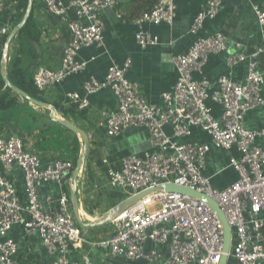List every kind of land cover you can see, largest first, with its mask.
Wrapping results in <instances>:
<instances>
[{"label":"built area","instance_id":"2783aa9c","mask_svg":"<svg viewBox=\"0 0 264 264\" xmlns=\"http://www.w3.org/2000/svg\"><path fill=\"white\" fill-rule=\"evenodd\" d=\"M223 0H206L197 12L189 33L195 38L184 54L172 57L177 71L173 87L161 93V104L148 102L140 94L137 83L126 72L131 65L112 62L103 79L89 76L82 82L83 95L65 94L69 103L85 109L87 96L109 89L116 99L113 113H101L97 126L108 136H118L130 127H144L149 133L151 150L130 152L121 160L118 169L107 168L113 187L132 195L151 190L158 185L173 184L202 193L212 202L186 191L156 190L116 213L111 219L113 231L106 239L88 241L77 226L71 201L64 189L70 181L73 165L68 160L52 159L44 168L40 157L26 149L27 136H0V264H18V243L8 237L17 226L27 236L37 235L52 264H80L69 258L71 247L83 243L108 249L112 255L128 260H143L154 264L155 250L146 251L144 243L165 244L168 257L160 264H219L223 254L225 229L214 204L224 216L231 233L230 255L237 264H264V150L256 144L264 139V128L247 129L245 114L257 107L264 108V66L257 68V59L264 56V11L253 6L263 42L250 52L241 40L235 41L238 50L226 58V67L246 63L243 82H234L228 75L216 78V88L203 74L208 56L219 54L228 47L226 35L216 33L198 36L206 20L215 18ZM46 10L68 20L71 39L62 52L60 67L35 68L33 84L40 92L55 88L69 75L83 71L87 61L79 60L82 48L103 47L105 23L101 12L113 8L116 0H43ZM4 1L0 0V13ZM11 14V13H10ZM10 14L0 26V39L11 29ZM175 17L174 0H157L150 11L135 20L136 43L153 46L158 40L144 24L171 25ZM198 74L199 78H195ZM221 109L215 117L209 103ZM165 126L171 128L167 133ZM196 127L211 138V143L228 152L229 167L237 178L223 189L214 188L205 175V157L209 145L198 141H180L190 137ZM235 147L239 158L231 154ZM19 169L23 177V198L18 195L11 176ZM54 181L60 188L55 210H47L49 196L40 197L42 183ZM83 264H93L83 257Z\"/></svg>","mask_w":264,"mask_h":264},{"label":"crops","instance_id":"0c3cea01","mask_svg":"<svg viewBox=\"0 0 264 264\" xmlns=\"http://www.w3.org/2000/svg\"><path fill=\"white\" fill-rule=\"evenodd\" d=\"M3 1L4 8L0 13V26L4 24L16 6L15 0ZM205 1L174 0L175 17L171 25L165 23L144 24V28L158 40L156 45L145 48H141L136 43L137 25L135 24L136 18L131 19L132 11H122L118 5L104 9L101 12L105 23L103 47L92 45L82 48L77 58L87 61L86 68L79 73L69 75L55 88L41 92L42 97L46 99L45 102L68 108L71 103L66 100V93L76 92L83 95L82 82L86 78L94 76L97 79H103L112 62L121 66L129 58L131 65L126 72L127 78L137 83L139 92L144 99L160 105L159 95L170 90L177 79V71L172 57L186 53L193 42L195 36L189 33V28ZM63 2L67 3L68 0H63ZM254 5L264 11V0H223L215 18L206 20L198 33L200 37L221 33L229 39L227 49L219 54L209 55L202 70L203 74L213 83V88L217 87L216 78L223 74L238 83L245 79L246 63L241 62L229 69L226 67V58L238 50L235 46L237 40H241L246 47V52H250L262 44L260 27L253 12ZM32 7L34 21L40 30V39L38 41L28 40L24 43L16 41L13 48L10 49L9 56L11 55L13 59L19 61L20 67L28 68L33 77L35 68L38 66L48 69L60 67L62 52L71 39L68 20L73 19L74 15L69 12L67 20H63L47 11L43 0H33ZM34 63L36 64L33 65ZM263 66L264 56H259L257 68L261 69ZM194 77L199 78V75L194 74ZM261 94L264 95V84L261 86ZM87 99L89 102L87 108L69 112L64 117L54 107V116L68 120L88 137L84 164L79 170L75 188L79 215L84 225L76 223L85 239L98 241L108 238L113 231L112 210L132 195L127 190L111 186L107 168L118 169L124 156L130 152L149 151L151 145L149 133L144 127H130L118 136L112 137L106 134L104 128L97 126V121L102 117L101 113L110 114L116 109V99L109 89L89 95ZM209 105L212 108V114L218 117L221 114L220 107L211 102ZM34 110L39 116L36 122H32L33 134L31 136L24 135L28 139L25 147L40 157L41 167L44 168L47 162L52 159L64 160L65 145L70 142L72 135L63 130L61 124L52 123L56 121H52L50 118L48 108L35 106ZM14 122V119H8L7 116L0 117V136H21L19 134L20 125ZM44 124L48 125L46 137L51 138V142L38 148L36 142L40 138L39 129ZM244 125L250 130L264 128V108L257 107L248 111L245 114ZM164 130L171 133L169 126H165ZM191 130V136L180 139V141H198L209 145L205 157L204 173L210 177L211 185L218 189L230 185L237 178V173L229 167L228 152L215 147L211 143V138L196 127H192ZM76 136L81 143V153L83 142L79 135L76 134ZM256 144L264 150V139H257ZM231 154L239 158L235 147L231 149ZM11 178L18 195L23 198L24 185L20 170L16 169ZM63 184L71 201V192L74 189L72 176L70 181H65ZM47 196L51 198L52 203H46V209L55 210L56 201L60 197V188L56 182L42 183L40 197L45 199ZM71 210L73 213L72 206ZM261 216H264V212L261 213ZM8 237L18 243V252L15 257L18 264H52L53 257L46 253L37 235L29 237L23 234L19 227L14 226L8 233ZM144 249L156 251L157 258L154 264H160L168 257V248L165 244L147 241L144 243ZM83 257L89 259L93 264H146L143 260L132 261L112 255L108 249L94 247L87 243H83L80 247L70 248L69 258L71 260L83 264ZM229 258L230 264H237L231 255L225 264H229Z\"/></svg>","mask_w":264,"mask_h":264},{"label":"trees","instance_id":"16d2710c","mask_svg":"<svg viewBox=\"0 0 264 264\" xmlns=\"http://www.w3.org/2000/svg\"><path fill=\"white\" fill-rule=\"evenodd\" d=\"M156 1L157 0H116V5H118V8L122 11H132L133 17H131V19H138L144 13L150 11ZM15 2V9L10 14L11 28L17 23H19V21L22 19V16L25 12L27 0H15ZM5 36L0 39V57ZM39 39L40 30L36 26L33 17V10H31L28 20L23 25V27L17 32V34L9 44L8 58L6 62V74L10 82H12L15 86L25 91L31 97L45 102L46 99L42 97L41 92L33 84V77L32 74L29 72L30 70L28 68L20 67L19 61L13 59L11 55L9 56L10 49L13 48L16 41L19 40L24 43L28 40L38 41ZM35 64L36 63H34L33 65ZM53 105L56 111H58L64 117L69 112H77L78 110L77 106L72 103L66 109L56 105L55 103ZM34 107L35 105L30 104L25 99L15 94L11 89L4 87V83L0 76V117L7 116L8 119H14V123H18L20 125L21 129L19 130V134L21 136H31V134H33V128H31V126H33L32 122H36L37 117L39 116V114L35 112ZM52 123L59 124L58 122ZM47 127L48 125L44 124L39 129L40 138L36 142V146L38 148L43 146V144L46 146L51 142V138L46 137V132L48 130ZM63 130L69 132L72 135L70 142L65 145V157H63V159L70 161L74 168L76 160L80 154L81 143L78 140L76 134L72 133L65 127H63Z\"/></svg>","mask_w":264,"mask_h":264},{"label":"water","instance_id":"95a60500","mask_svg":"<svg viewBox=\"0 0 264 264\" xmlns=\"http://www.w3.org/2000/svg\"><path fill=\"white\" fill-rule=\"evenodd\" d=\"M32 2H33V0H27L25 12L22 16V19L19 21V23H17L15 26H13L10 29V31L7 33V35L5 36V40L3 42V46H2V50H1V57H0V75H1L2 81L4 83V87L11 89L15 94L19 95L21 98L25 99L27 102H29L32 105H35L37 107L48 108L49 116L52 119V121L58 122L59 124H61L66 129H68V130H70V131H72V132H74L80 136V138L83 142V146H82V151L79 154V156L76 160V164H75L73 171H72V181L74 182V189L71 192V205H72V209H73V213H74V217H75L76 222L80 225H84L82 223V220H81L80 215H79L78 201H77L76 194H75V188H76V181H77V176H78L79 170L82 167V165L84 164V160H85V153H86L87 140H88L87 135L80 128H78L77 126H75L74 124L69 122L68 120H64V119H60V118L55 117L54 116L55 109H54V106L52 104H50L48 102L40 101V100H37V99L31 97L25 91H23L19 87L15 86L12 82H10V80L8 79V77L5 73L9 44H10L11 40L15 37L17 32L23 27V25L28 20V18L30 16L31 9H32ZM156 190L186 191V192H189L193 195L199 196L200 198H202L208 202H212L208 197H206L202 193H198V192L191 190V189H185V188L173 185V184H164V185H158L151 190L149 189V190L131 195L123 203H121L120 205H118L117 207H115L112 210V214H113L112 217L116 213H119L123 209H125V208L129 207L130 205L134 204L135 202H137L142 196L148 194L149 192L156 191ZM213 204H214V207H215L219 217L222 219V221L224 223L225 238H224V242H223V254H222V257H221L219 264H225L227 261V258L230 255L231 233H230L229 226H228L224 216L220 212L217 205L215 203H213Z\"/></svg>","mask_w":264,"mask_h":264},{"label":"rangeland","instance_id":"374dc122","mask_svg":"<svg viewBox=\"0 0 264 264\" xmlns=\"http://www.w3.org/2000/svg\"><path fill=\"white\" fill-rule=\"evenodd\" d=\"M29 138V137H28ZM229 264H230V258H229Z\"/></svg>","mask_w":264,"mask_h":264}]
</instances>
